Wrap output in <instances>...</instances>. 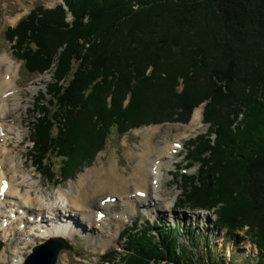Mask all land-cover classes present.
Returning a JSON list of instances; mask_svg holds the SVG:
<instances>
[{"label":"trees","instance_id":"16d2710c","mask_svg":"<svg viewBox=\"0 0 264 264\" xmlns=\"http://www.w3.org/2000/svg\"><path fill=\"white\" fill-rule=\"evenodd\" d=\"M7 30L29 74L51 73L27 153L42 177L72 180L113 132L186 124L203 105L206 131L184 144L197 170L173 175V210L215 215L212 227L236 244L243 232L264 264V0H65ZM156 225L121 232L120 264H199L175 236L190 226Z\"/></svg>","mask_w":264,"mask_h":264},{"label":"rangeland","instance_id":"374dc122","mask_svg":"<svg viewBox=\"0 0 264 264\" xmlns=\"http://www.w3.org/2000/svg\"><path fill=\"white\" fill-rule=\"evenodd\" d=\"M64 1L65 0H0V55H8L13 61L14 66L17 67L15 68L18 72L16 85L22 90L20 93V97L22 98L21 103L19 104V116L21 120L20 123L23 126V130L21 129L20 131V135H23V143L16 148L14 143L16 134L12 135L8 141H3L2 143L4 135L3 131L4 129H9L8 125H4L3 127L5 128L1 127L2 131H0V146H5L4 148L9 149L12 152H14V149L17 150V153L20 152V154H15L17 155L14 156L15 162L7 163L6 169H8V166L18 164L22 166L20 171L31 174L32 181L35 183V187L32 189V199L39 195L44 201L59 202L57 194L59 188L68 191L73 195L74 188L71 187L72 184L76 182L78 176L85 173L86 170H91L98 165L104 166L105 164L107 166L109 161L113 166L117 167L116 169L120 173L127 177V181L129 182V174L134 172L139 163L140 157L137 156L139 154L138 151H141L143 148V141L145 140L151 139L149 144L154 148L158 149L160 147H166L167 152H169L173 158L167 167L163 166L161 168V175L163 178L161 179V188L160 190L158 189V191H160L159 199L161 198V200H159L160 205L159 203L155 205L153 204V207L151 206V208L149 207L146 209V207L143 206L145 199L142 197L143 199L140 198L141 200H134V212L131 215L129 214V217L125 216L127 218L123 219L122 216H119L120 220H117V216L114 214L122 212L118 196H113L112 198L100 194L99 197L94 198L96 202L100 198L99 202L106 199L112 200L111 206L107 208L108 216H106L110 221L106 222V225L104 226L105 229L103 230L105 233L103 232L102 234L106 235L113 233V238L110 242L107 241V243L99 244L91 239V235L85 234L84 232L73 233V238L68 237L64 239L72 249L60 251L55 264H120L118 260L124 251L122 247H120L123 242L119 240V234L130 227L141 229L144 226L145 221H150L153 225L157 224L154 227L165 226L166 228H169L175 226L177 228L178 226H190L189 228L192 231V237L190 238L193 239L186 238V236L182 235V232H179V234H176L175 236L181 247L187 248L189 243L191 252L194 254L193 259L199 264H203L206 261L207 254L210 255L213 260H219L225 264H257L258 259H260L259 252L243 232L238 233V236L242 238V242L238 244L232 243L226 237L225 231H217L212 227L211 224L215 221V215H209L206 212L200 211L191 212L187 209L180 211L173 210V206L178 203V198L181 194L179 182L176 183L177 181H175L173 175L183 172L192 175L195 174L197 170V167L185 170L186 168L184 165L186 163L183 160V146L187 140L206 131L207 125L202 123L203 105L196 108L201 110V120L199 123L197 122L200 130L197 132L193 131L192 127H190V121L196 109L193 111L186 124L167 122L159 125L144 126L138 129L129 130L123 136H119L113 132L109 136L104 149L96 155L92 164L89 167L84 168L72 180L67 182H59L57 185H53L42 177L32 166L31 162L27 159V153L31 147L30 123L33 121V118L37 116L32 110L34 109V102L39 98V94L45 92V88L50 82L51 73L48 72L43 75L29 74L24 67L23 61L15 57L12 47L13 44L7 37V29L15 27L22 18L36 8L52 9L57 5L62 4ZM68 20L70 21L71 18L69 17ZM51 70H53V68H51ZM42 80L45 82H42ZM33 82L38 84L37 87H31ZM166 144H168V146H166ZM175 145H178V147ZM155 156L156 154L153 152L149 157L152 159ZM3 158L4 157H1L0 159L2 160ZM54 165L57 167L59 163L54 161ZM146 187L148 189L145 191V194L153 196L155 190L152 189V184L149 183V179ZM33 190L36 193H34ZM134 190L135 186L130 185L127 189V192H129L128 195L119 196V199L123 200L122 197L132 196ZM21 192H23V190ZM46 201L45 203H47ZM5 211H7V209L4 207L2 214L3 218L0 219V255H2L4 250L8 254L5 257V260L7 259L6 262L5 260L2 262L3 264H23V262L21 263L18 254L25 259L31 253V249L34 246L45 240L42 239L37 232L38 226L42 225H39V223L34 224L32 222H26L24 220L26 214L20 215L14 220L10 218L11 221L8 220L5 222L4 220L8 219L7 217H10ZM37 212H39L40 217H42V215L43 217L47 216L43 210ZM37 212L36 210L33 213L31 212L33 221L37 220L35 218ZM13 215L14 214H12V216ZM47 219L48 218L42 220ZM133 222H136V227H133ZM42 224L46 226L49 222H43ZM16 233L18 236H15ZM31 234H33V236H31ZM14 240H16V245H13ZM192 241L194 242L193 247H191ZM206 246H208L209 252L206 250ZM110 251H116L118 254L114 257L111 263L103 261L102 257ZM63 256H65L66 259ZM2 262L0 264H2Z\"/></svg>","mask_w":264,"mask_h":264},{"label":"bare ground","instance_id":"6f19581e","mask_svg":"<svg viewBox=\"0 0 264 264\" xmlns=\"http://www.w3.org/2000/svg\"><path fill=\"white\" fill-rule=\"evenodd\" d=\"M15 68L17 67L14 66L13 61L8 55H0V131H2L1 127L6 124L9 127V129H4L3 131L2 143L3 141H8L12 135L16 134L14 143L16 148H18L23 143V135H20L23 126L20 123L21 120L19 116V104L22 98L20 97V93L22 90L16 85L18 72ZM43 81L44 80H42V82ZM37 85V83L33 82L31 87L35 88ZM200 120L201 110L196 109L190 121V127H192L193 131L197 132L200 130L198 126ZM150 140L151 139L143 141V148L141 147L142 149L138 151L139 154L137 155L140 157L139 163L134 172L129 174V182L127 181V177L120 173L116 169L117 167L113 166L109 161L107 166L105 164L104 166L98 165L91 170H86L85 173L78 176L76 182H74L71 187L74 188L73 195L59 188L57 190L59 202H47L45 200L47 203H45L39 195H35L36 197L32 199V189H34L35 183L32 181L31 174L20 171L21 165L13 164L6 169L7 163L15 162L14 156H17L15 155L17 150L14 149V152H12L4 148L5 146H2L3 148L0 146V158L4 157L2 160L0 159V219L3 218L2 214L5 207L7 209L5 213L10 216L7 217L8 219L4 220L5 222L13 218L12 214H15V216L28 214L29 222L42 225L38 226L37 231L42 239L73 238V233L84 232L85 234L91 235V239L95 240L96 243L104 244L107 243V241L110 242L114 234L109 233L103 235L102 233L104 232L103 230L105 229L104 226L106 222L110 221L106 216H108L107 208L111 206L112 200L109 199L108 202L102 200L99 202L100 198L96 202L94 199L95 197H99L100 194L112 198L113 196H118L122 212L114 214L117 216V220H120L119 216H122L124 219L127 218L125 216L131 215L134 212V200H139L144 197L143 206L146 207V209L149 207L151 208V206L153 207V204H158L159 200H161V198L159 199L160 191H158V189L160 190L161 188L160 184L163 178L161 175V168L163 166L167 167L171 163L173 157L167 152L166 147L157 149L151 146L149 144ZM166 146H168V144H166ZM153 152L156 156L151 159L149 156ZM18 153L20 154V152ZM148 179L149 183L152 184V189L155 190L153 196L145 194V191L148 189L146 187ZM130 185L135 186L134 194H132V196L122 197L123 200L119 199V196L128 195L129 192H127V189ZM22 190L23 192H21ZM34 193L36 192L34 191ZM35 210L36 212L43 210L47 216L43 217L42 215V217H40L39 212H37L35 217L37 220L33 221L30 217ZM45 218L48 219L42 220ZM43 222H49V224L44 226L42 224ZM15 236H18L17 233ZM31 236H33V234H31ZM16 240L13 241V245H16ZM7 254L8 253L4 250L2 255H0L3 256L0 257V263L5 260ZM18 256L22 263L24 257L20 256V254H18Z\"/></svg>","mask_w":264,"mask_h":264},{"label":"water","instance_id":"95a60500","mask_svg":"<svg viewBox=\"0 0 264 264\" xmlns=\"http://www.w3.org/2000/svg\"><path fill=\"white\" fill-rule=\"evenodd\" d=\"M72 248L61 238H50L34 246L24 264H55L58 253Z\"/></svg>","mask_w":264,"mask_h":264}]
</instances>
